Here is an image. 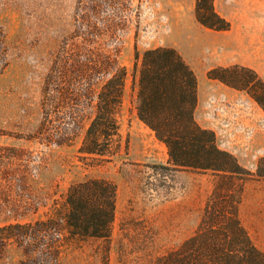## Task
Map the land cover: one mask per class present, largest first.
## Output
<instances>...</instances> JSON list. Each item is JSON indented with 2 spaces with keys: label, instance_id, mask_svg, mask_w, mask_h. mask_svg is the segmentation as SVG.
<instances>
[{
  "label": "rangeland",
  "instance_id": "374dc122",
  "mask_svg": "<svg viewBox=\"0 0 264 264\" xmlns=\"http://www.w3.org/2000/svg\"><path fill=\"white\" fill-rule=\"evenodd\" d=\"M97 1L102 3L0 0V28L10 47V63L0 69V226L65 211L72 184L108 179L117 185L111 239L69 243L60 264H155L195 232L215 180L210 174L165 168L166 146L137 116L136 49L140 56L156 47H174L182 54L198 77L199 123H208L210 107L219 103H240L255 112L258 103L247 92L209 79L208 72L239 63L264 79V0H215L217 11L237 24L230 35L197 21L196 0L103 1L98 18L126 24L117 34L128 76L120 119L122 147L111 161L92 164L79 157L82 138L73 145L54 146L28 136L42 120V87L53 54L64 37L78 30L85 7ZM260 154L261 159L264 152ZM252 159L240 163L256 171ZM241 218L264 251V181L247 183ZM23 259L22 250L11 245L0 264H20Z\"/></svg>",
  "mask_w": 264,
  "mask_h": 264
},
{
  "label": "trees",
  "instance_id": "16d2710c",
  "mask_svg": "<svg viewBox=\"0 0 264 264\" xmlns=\"http://www.w3.org/2000/svg\"><path fill=\"white\" fill-rule=\"evenodd\" d=\"M101 1L85 7L78 30L73 37H64L53 54L42 87V120L28 136L54 146L73 145L82 138L79 157L92 164L111 161L122 147L120 119L128 76L120 61L123 41L117 34L126 24L99 19L105 0ZM195 14L210 30L232 28L216 10L215 0H196ZM9 63L10 47L0 28V69ZM134 69L137 116L166 146L165 168L210 174L215 180L195 232L155 264H264V251L241 218L246 184L264 181V157L256 171L246 168L218 145L214 130L198 122V77L176 48L156 47L142 56L136 49ZM208 78L247 92L264 111V79L255 69L219 66L209 70ZM116 210L115 182L92 178L74 183L66 194L65 211L0 226V257L15 245L24 254L20 264H60L69 243L108 242Z\"/></svg>",
  "mask_w": 264,
  "mask_h": 264
},
{
  "label": "crops",
  "instance_id": "0c3cea01",
  "mask_svg": "<svg viewBox=\"0 0 264 264\" xmlns=\"http://www.w3.org/2000/svg\"><path fill=\"white\" fill-rule=\"evenodd\" d=\"M218 13L232 22V29L224 32L230 35L237 27L235 20L221 12ZM255 103L257 104L256 101ZM258 107L255 112H252L247 108L240 107V103H232V105L228 103L215 104L210 107L207 113L209 122L200 124L216 132L218 145L222 149L235 154L240 162L244 160L249 162L250 158L253 157L252 166H257L261 157L260 153L264 152V111L259 105Z\"/></svg>",
  "mask_w": 264,
  "mask_h": 264
},
{
  "label": "bare ground",
  "instance_id": "6f19581e",
  "mask_svg": "<svg viewBox=\"0 0 264 264\" xmlns=\"http://www.w3.org/2000/svg\"><path fill=\"white\" fill-rule=\"evenodd\" d=\"M201 80V79H200ZM200 83H201V81H200Z\"/></svg>",
  "mask_w": 264,
  "mask_h": 264
}]
</instances>
